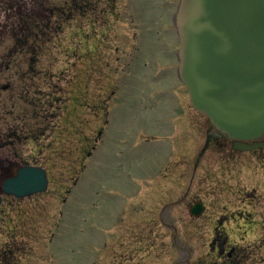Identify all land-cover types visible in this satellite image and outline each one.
I'll return each instance as SVG.
<instances>
[{
    "label": "rangeland",
    "instance_id": "1",
    "mask_svg": "<svg viewBox=\"0 0 264 264\" xmlns=\"http://www.w3.org/2000/svg\"><path fill=\"white\" fill-rule=\"evenodd\" d=\"M179 3L0 0V189L19 167L49 177L45 193L3 196L0 264H212L215 228L235 264H264L263 168L213 146L201 154L212 123L191 115L188 92L176 138ZM133 108L158 114L159 130L144 117L124 134ZM237 211L257 224L232 222Z\"/></svg>",
    "mask_w": 264,
    "mask_h": 264
},
{
    "label": "water",
    "instance_id": "2",
    "mask_svg": "<svg viewBox=\"0 0 264 264\" xmlns=\"http://www.w3.org/2000/svg\"><path fill=\"white\" fill-rule=\"evenodd\" d=\"M174 26L180 41L178 74L193 109L204 114L239 152L261 147L264 135V0H179ZM41 167H19L2 181L3 196L45 193ZM204 211L195 204L191 214Z\"/></svg>",
    "mask_w": 264,
    "mask_h": 264
},
{
    "label": "flooded vegetation",
    "instance_id": "3",
    "mask_svg": "<svg viewBox=\"0 0 264 264\" xmlns=\"http://www.w3.org/2000/svg\"><path fill=\"white\" fill-rule=\"evenodd\" d=\"M113 9H114V6H111L110 10H113ZM176 34H177V32H176ZM178 51H179V49H177L176 53H175L176 67H174V70H175L174 71V74H175L174 80H175V83H176V85H174V86L177 87L178 90H180L179 94L176 95V97L178 96V100L179 101L177 102L176 107H174V109H175L174 112H175V116H176L175 119L178 118V120H177L178 134H177L176 138H178V136H180L182 134L181 128L186 125V123H185V120H186V116H185L186 115V113H185V108H186L185 94L187 93L186 87L181 82V80L179 78V74H178V68H179ZM157 65H159V64H157ZM163 67H165V66H162V68ZM163 70L164 71H162V75L158 79L159 80H163L166 83H168V81H167L169 79L168 76H171V73H168V71L166 72V69H163ZM156 74L158 75L159 73H156ZM86 79H87L86 80V90H88L89 82H90L89 74H88V76H86ZM172 82H173V80H172ZM162 83L160 85H156L158 90H160V91H157L156 93L155 92L152 93L153 89L151 90L149 88H146L147 89V94L152 93L151 95H149L150 97H154L156 94L158 96H161L163 93L166 92V91H162V90H165L164 88H160V86H162V87L164 86V84H162ZM156 84H158V82ZM149 90H150V92H149ZM113 91H112V93H113ZM111 94H109L108 91L106 90V93L104 94V98H103V102L105 103V105H106V102H107V98L112 97ZM101 101H102V99H101ZM144 101H145V99L141 100V102H144ZM159 104H160V102H159ZM86 105H88V107H90L89 104H86ZM101 105H102V103H101ZM101 105H100V108H101ZM171 106H172V104H171ZM191 110L193 111V113L191 115H195V114L202 115V114L198 113L197 111H195L192 107H191ZM147 111L144 112V111H141L140 109L137 110L136 108H133V112L134 113L132 112V114H131L133 116L132 117V123L129 122V124H126V125L124 124V126L122 127L123 131H124V134H129L130 137H132V133L131 132L129 133L130 130L128 129V126L136 128L138 126L137 123L140 120L144 119V117H145V119L149 120V123H150V125L152 127H156V129L159 130V127L156 126L155 120H154L153 123L150 120L151 118H154L158 114L155 115V113H152V114H154V116L151 114V117L148 116V114L144 116L143 115L144 113H151V112H149L150 108H148ZM155 119H156V117H155ZM102 122H103V125H104V128H105L107 126L108 122H110V120L108 121V118H104L102 116ZM211 126H212L211 131H209L208 137L206 139V143L204 144L205 145L204 146L205 150H203V151L201 150V154L206 152V150L208 149V146L209 147L213 146L217 150H219V149L224 150L225 149L226 153L231 155L229 157L230 160L231 159L232 160L233 159H237L239 162H241L242 164H245V165H248L252 161H254L256 164H258V165L260 164L259 166L262 167L263 168L262 170L264 171V135L262 136V138L260 140H254V141L248 142L249 144L259 143L261 145L260 148H258L256 150H253V151H249V152H239V151L234 149V146H233L234 143H233L232 140H230L228 137L222 135L218 130H216V128H214V126L212 124H211ZM102 134H103V131L102 132L100 131L99 135L102 136ZM158 134L159 135H155L152 139H147L146 141L147 142H151L152 140L158 139L157 136L162 135V133L158 132ZM133 135H134V132H133ZM110 136L112 137L113 134H111ZM110 154H111L110 150L107 149L105 151V153H104V160H106L108 157H110ZM201 154H200L199 157H201ZM246 154H252L253 155L252 156L253 159L251 160L250 157H245L244 155H246ZM123 156H124V154H123V152H121L120 154L115 155L114 158L118 160V159H121ZM231 214L232 215H230V217H231V221L232 222H240V220H241L242 223H245L246 225H249L248 228H250L251 226H254V225L257 224V223H255L256 221H255V219H254L252 214H249V213H247V214L243 213L242 214V211H237V213L234 214V215H233V213H231ZM260 218H263L262 224H264V211L260 215ZM220 223H222V222L220 221ZM220 223H218V225H220ZM240 227H241V225H240ZM219 230H221V231H219ZM214 232H215V241L214 242H216L215 244L218 245L219 248L214 247V244L212 245V247L215 249V253H216V256H215L214 261H213L212 264H235L240 259V256H239L238 253H236L234 248H232V247L225 248V246L228 244V242L226 241L225 235H224L225 231L222 230V228L221 229L215 228ZM245 259L246 260H251V258H249L248 256H246ZM215 261H217V262H215Z\"/></svg>",
    "mask_w": 264,
    "mask_h": 264
}]
</instances>
